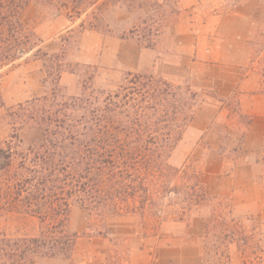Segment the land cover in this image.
Wrapping results in <instances>:
<instances>
[{
	"label": "rangeland",
	"instance_id": "obj_1",
	"mask_svg": "<svg viewBox=\"0 0 264 264\" xmlns=\"http://www.w3.org/2000/svg\"><path fill=\"white\" fill-rule=\"evenodd\" d=\"M95 1L30 0L24 9L38 46L0 76V147L13 154L11 173H0L2 183L22 163L32 165L33 151L45 140L46 109L54 106L56 83L47 75V60L53 67L63 64L60 101L116 91L129 73L187 80L194 90H205L203 101L160 173L148 177L147 196L119 200L102 211L70 198L67 228L77 235L72 254L40 252L33 254V264H217L209 250L217 238L207 235L205 224L218 202L232 208L231 215L225 209V217L239 220L243 234L264 236V137L249 133L252 119L240 112L236 93L229 91L249 69H230L222 58L234 49L225 38L238 33L241 24L229 18L225 25L207 23L215 12L240 13L245 0H195L191 7L179 0ZM262 25L251 45L261 75ZM213 47L226 54L212 55ZM194 184L203 198L187 205V187ZM0 195L1 237L12 245L39 236L44 224L33 211L32 197ZM217 241L230 264H254V255L245 257L236 243Z\"/></svg>",
	"mask_w": 264,
	"mask_h": 264
},
{
	"label": "trees",
	"instance_id": "obj_2",
	"mask_svg": "<svg viewBox=\"0 0 264 264\" xmlns=\"http://www.w3.org/2000/svg\"><path fill=\"white\" fill-rule=\"evenodd\" d=\"M29 2L0 0V76L38 46L22 17ZM47 61V75L55 77L56 83L54 106L46 109L45 140L33 151L32 165L24 162L3 183L0 181L1 194L15 199L26 192L32 197L33 211L44 227L39 236L12 245L0 235V264H33V254L40 252L70 256L77 236L67 228L72 197L102 211L105 206H117L119 200L147 196L148 177L160 173L158 168L176 149L203 101L205 90H194L187 80L176 83L137 73H129L116 91L60 101L63 64L59 61L53 67ZM12 157L11 148L0 147V173H11ZM199 187L188 185L187 205H196L203 198ZM218 205L206 221L207 235L236 243L243 255H254V264H264V236L243 234L245 228L239 220L225 217L229 207L222 202ZM227 212L231 215L232 208ZM217 240L209 250L217 264H230L229 255L221 252Z\"/></svg>",
	"mask_w": 264,
	"mask_h": 264
},
{
	"label": "crops",
	"instance_id": "obj_3",
	"mask_svg": "<svg viewBox=\"0 0 264 264\" xmlns=\"http://www.w3.org/2000/svg\"><path fill=\"white\" fill-rule=\"evenodd\" d=\"M197 2L206 4L204 0H198ZM197 2L195 0H179L182 7H191ZM243 3L247 7L240 13L223 15L221 11L218 14L215 12L207 19V23L210 24L214 21L225 25V20L229 18L236 20L233 22L241 24V28L237 31L238 33L233 35L231 39L225 38L230 46H234V49L231 51V55H223L222 58L224 63L226 61V63L231 64L227 66L230 69H249L242 79L229 85L231 87L229 91L230 93H236L240 112L252 119L249 133L256 131L264 137V74L261 75L255 69L256 61L251 56L253 51L251 45L263 30L264 2L263 0H245ZM219 27L217 26V28ZM237 51L240 55H237ZM210 52L212 55L219 52L226 54V51H218L215 47ZM232 54L235 55L233 56Z\"/></svg>",
	"mask_w": 264,
	"mask_h": 264
}]
</instances>
